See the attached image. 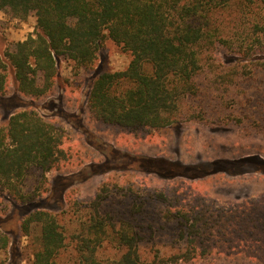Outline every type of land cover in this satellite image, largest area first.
<instances>
[{
    "label": "trees",
    "instance_id": "obj_1",
    "mask_svg": "<svg viewBox=\"0 0 264 264\" xmlns=\"http://www.w3.org/2000/svg\"><path fill=\"white\" fill-rule=\"evenodd\" d=\"M1 12L19 21L35 17L37 24L26 40L0 55V98L11 90L10 72L16 82L15 99L22 104L25 99L44 101L55 94L61 81L58 59L71 62L76 74H94L100 47L108 38L130 54L131 61L123 71L94 77L85 114L89 121L127 133L146 134L150 129L200 119L194 115L186 118L181 106L188 99L202 101L204 74L207 69L219 68L221 59L238 58L233 62L229 58L227 66L221 63L230 70L221 77L223 84L247 80L246 75L264 70V0H0ZM64 87L68 91L67 82ZM20 103L14 100L11 107L15 110L7 124L0 123V219L9 212H20L19 217H24L12 227L0 228V251L9 250L19 232L28 237L38 230L34 264H193L209 259L216 247L217 253L228 254L225 263H251V257L237 244L238 237L243 241L245 237L230 218L232 208L204 210V203L197 200L198 208L189 209L186 196L171 188L150 190L147 195V200L165 205L166 219L177 221L169 252L153 246L144 254L141 245L145 235L140 229L131 221L116 222L115 217L101 212L106 195H98L90 203L91 210L80 229L69 235L60 218L64 211L46 207L45 196L52 187L47 175L74 163L71 148L65 149L72 132L43 117L33 106ZM202 112V116L206 114ZM245 119L250 122L252 117L246 114ZM243 120L218 115L211 123L240 127ZM251 160L256 161H246ZM82 164L78 157L72 166ZM219 165L214 164L216 174ZM171 167H163L165 176L173 174ZM31 174L36 181L28 187ZM197 174L201 176L197 179L212 175L207 170ZM62 184L60 198L69 186ZM68 200L71 208L76 206L71 197ZM141 207L132 209L134 214ZM215 228L220 238L213 235ZM68 239L72 243L71 262L64 261ZM106 244L120 255L100 257Z\"/></svg>",
    "mask_w": 264,
    "mask_h": 264
},
{
    "label": "rangeland",
    "instance_id": "obj_2",
    "mask_svg": "<svg viewBox=\"0 0 264 264\" xmlns=\"http://www.w3.org/2000/svg\"><path fill=\"white\" fill-rule=\"evenodd\" d=\"M36 24L35 17L19 21L1 12L0 55L33 34ZM229 58L221 59V63L231 64ZM235 59L238 58H232V62ZM130 61V54L107 38L100 47L94 74H76L71 62L58 59L61 81L57 92L44 101L25 99L24 104L15 99L16 82L13 72H10L11 90L6 97L0 98L1 125H6L14 112L15 108L11 107L14 100L20 105L33 106L43 117L56 120L72 132L65 149L71 148L72 162L75 163L78 157L83 160L79 167L73 168L74 163L65 164L59 171L47 175L52 187L59 186L56 191L51 187L45 196V206L53 211L62 208L59 211H64L60 217L62 225L71 235L80 229L91 210L90 203L98 195H106L101 212L112 215L116 222L120 219L131 221L140 229L141 235H145L141 245L144 254L153 246L166 253L174 246L177 221L166 219L165 205L147 200V195L150 190L164 192L171 188L177 195L186 196L184 201L189 209L198 208L195 206L197 200L204 203V210L232 208L230 218L236 224V230L249 242L244 243L238 237L240 241L237 244L242 253L251 257L248 264H264V165L261 164L264 162V70L246 75L247 80L240 78L236 83L223 84L220 79L230 72L228 68L218 61L219 68L207 69L203 80L205 97L202 101L185 100L181 106L186 118L194 115L200 119L183 120L160 130L150 129L146 134L127 133L114 126L87 120L85 107L94 77L102 72L123 71ZM251 68L248 66L247 71ZM249 76L255 78L249 80ZM65 82L68 83V91L65 90ZM202 110L206 112L203 116ZM246 114L252 117L250 122H246ZM218 115H232L244 119V123L240 127L212 124L211 120ZM250 123L252 126L249 128ZM215 163H221L217 174ZM167 165L173 168L170 171L172 175L167 173L170 176L164 175L163 167ZM203 169L212 175L197 179V176L201 177L198 172H205ZM35 181V174H31L28 187ZM62 182L69 183V186L60 198ZM69 197L76 203L75 207L71 208ZM141 205V211L134 214L132 209ZM18 213L9 212L1 216L0 228L12 227L24 217H19ZM211 231L216 239L220 238L216 228ZM67 242L64 261L71 262L72 243L70 239ZM38 248V230H33L28 237L19 232L10 249L0 251V264H34V253ZM218 249L211 250L209 259L193 264H234L225 263L224 257L228 254H219ZM119 255L118 250L107 244L100 251V257L105 259Z\"/></svg>",
    "mask_w": 264,
    "mask_h": 264
}]
</instances>
